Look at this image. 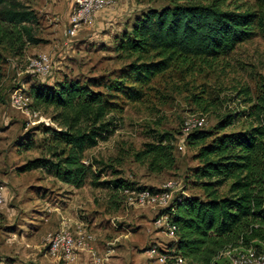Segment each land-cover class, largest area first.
<instances>
[{
    "label": "rangeland",
    "instance_id": "1",
    "mask_svg": "<svg viewBox=\"0 0 264 264\" xmlns=\"http://www.w3.org/2000/svg\"><path fill=\"white\" fill-rule=\"evenodd\" d=\"M19 1L34 10L36 20L32 27L44 42L32 44L25 40L21 48L15 46L16 42L0 46L3 57L0 184L5 188V202L0 206V264H64L55 261L49 254L47 239L56 231L49 230L46 220L48 207L43 206L40 200L43 192L49 197L50 190L56 189L54 182L59 180L42 168L22 170L30 160L48 157L44 143L50 134L45 129L60 127L53 118V108L36 105L34 98L31 107L39 112L37 117L14 107L11 102L13 91L24 88L30 94L33 86L78 81L90 84L95 91L115 95L117 103L124 108V124L107 140L88 149L86 162L94 164L93 170L98 173L100 181L119 178L131 183L135 189L150 187L158 190L167 181L174 180L177 182L174 195L177 196L183 193L186 179H190L188 175L191 176L194 168L201 163L199 147L189 144L183 133L184 120L188 116L206 114L205 129L211 130L226 115L241 114L226 132L244 130L256 123L248 112L258 97L264 95V35L260 33L239 44L228 56L190 58L175 64L149 84H134L126 79L127 65L132 59L119 52L117 44L149 9L161 10L170 6L173 0H115L114 5L98 13L116 10L119 12L118 20L115 17L104 27H92L96 13L92 21L82 26L80 33L74 37L69 36L68 28L77 0ZM261 3V0H223L221 5L224 8L256 10ZM44 52L53 61L51 75L42 77L28 72L29 58ZM112 85H120L122 90L115 91ZM163 133L171 134L176 166L172 170L153 173L145 164L135 160L134 153L146 143L155 142ZM86 184L93 186L92 178ZM186 193L196 194L200 190L192 187ZM147 209L151 211L133 209L134 214H146L149 222L145 218L138 219L147 225L138 231L140 237L133 257L126 254L127 261L133 258L131 264H148L143 253L152 244L157 243L161 249L173 247V240L161 228L147 230L154 221L150 217L156 215L157 219L161 214L158 209ZM135 222L136 217L128 227L134 229ZM157 232L160 234L154 237ZM238 247L256 249L254 244ZM234 248L229 247L223 253L221 264H230L228 260L235 251L227 252ZM82 252H89L90 264H95L90 250L78 251L74 264H77ZM95 253L99 257L97 251Z\"/></svg>",
    "mask_w": 264,
    "mask_h": 264
},
{
    "label": "trees",
    "instance_id": "2",
    "mask_svg": "<svg viewBox=\"0 0 264 264\" xmlns=\"http://www.w3.org/2000/svg\"><path fill=\"white\" fill-rule=\"evenodd\" d=\"M261 1L256 10L224 8L223 0H173L161 10L149 9L130 32L123 34L116 47L132 59L126 79L134 84H149L190 58L228 56L239 44L260 33L264 35V0ZM35 20L34 10L23 2L0 0V46L16 42L15 46L21 48L25 40L43 43L44 39L34 33ZM2 59L0 50V81ZM121 88L112 85L115 91ZM29 95L36 105L53 108V118L60 128L45 129L50 134L44 143L48 157L30 160L22 170L45 169L76 188L92 178L93 186L112 185L122 192L125 188L135 189L119 178L100 181L94 164L86 162V151L107 140L124 124V108L115 95L95 91L90 84L78 81L33 86ZM240 116L228 114L213 129H196L186 137L189 144L199 147L201 163L188 175L183 193L162 211L177 225L172 245L185 264H221L229 247L254 244L259 252L264 251V95L248 112L255 124L226 132ZM134 157L153 173L174 169L171 134H159L155 142L146 143ZM191 184L200 193L187 194ZM142 189L155 190H136ZM228 262L231 264L230 259Z\"/></svg>",
    "mask_w": 264,
    "mask_h": 264
},
{
    "label": "built area",
    "instance_id": "3",
    "mask_svg": "<svg viewBox=\"0 0 264 264\" xmlns=\"http://www.w3.org/2000/svg\"><path fill=\"white\" fill-rule=\"evenodd\" d=\"M115 4V0H77L76 10L73 12L68 34L74 37L81 30L82 26L90 23L96 13ZM28 72L42 77H48L53 70V61L48 53H39L29 58ZM12 105L16 108L26 111L30 116L37 117L39 112L33 110L31 105L33 98L24 88H17L11 95ZM207 125V115L204 113H196L188 116L184 120L183 133L187 137L189 133L196 129H202ZM1 140V132H0ZM177 189V182L174 180L167 181L158 190L151 189H130L125 188L123 192L127 195L130 204L138 205L143 208H153L160 211V216L155 220L158 228H161L172 240L176 239L177 225L174 224L169 214L162 211L168 208L175 198L174 192ZM5 202V188L0 184V206ZM48 250L50 256L58 262L64 264H74L78 251L90 250L95 257V264H102L107 258L106 256H97L93 251V243L96 236L85 228H77L72 230L65 226L55 233L48 236ZM235 251L231 258L232 264H264V253L259 252L255 248L236 247L228 250L227 254ZM148 264H185V259L179 254L174 247L160 248L159 245L152 244L147 249Z\"/></svg>",
    "mask_w": 264,
    "mask_h": 264
},
{
    "label": "crops",
    "instance_id": "4",
    "mask_svg": "<svg viewBox=\"0 0 264 264\" xmlns=\"http://www.w3.org/2000/svg\"><path fill=\"white\" fill-rule=\"evenodd\" d=\"M118 15L119 12L116 10L100 12L91 26L104 27L115 17L118 20ZM54 183L56 189L50 190L48 198L44 192L40 196L41 204L48 207L46 220L49 223V230L58 231L68 225L73 230L81 227L95 232L97 239L93 243V248L99 256L107 258L102 264H131L133 250L138 247L137 241L140 237L138 231L147 225L145 222L140 223L138 219L145 218L147 223L149 222L146 214H134L133 209L142 211L151 209L130 204L127 195L112 185L93 187L86 184L81 188H75L59 181ZM135 217L134 230L132 226L130 228L128 226L129 222L133 223ZM150 218L154 221L147 230H158L155 223L156 215ZM158 234L160 233L157 232L153 236L157 237ZM126 254L132 255L128 261ZM143 255H146L148 260L147 249ZM90 260L89 252H82L77 264H90Z\"/></svg>",
    "mask_w": 264,
    "mask_h": 264
}]
</instances>
